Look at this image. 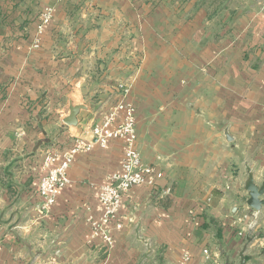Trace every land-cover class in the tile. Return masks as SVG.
Masks as SVG:
<instances>
[{
  "label": "crops",
  "instance_id": "0c3cea01",
  "mask_svg": "<svg viewBox=\"0 0 264 264\" xmlns=\"http://www.w3.org/2000/svg\"><path fill=\"white\" fill-rule=\"evenodd\" d=\"M126 87L140 156L162 176L122 195L105 254L87 217L120 139L76 153L43 214L36 189L44 151L68 148ZM70 104L85 105L75 126ZM249 174L264 179V0H0V264H215L204 249L264 264Z\"/></svg>",
  "mask_w": 264,
  "mask_h": 264
},
{
  "label": "built area",
  "instance_id": "2783aa9c",
  "mask_svg": "<svg viewBox=\"0 0 264 264\" xmlns=\"http://www.w3.org/2000/svg\"><path fill=\"white\" fill-rule=\"evenodd\" d=\"M52 15V8L44 9L37 25L38 32L48 23ZM127 87L122 95L107 113L97 122L85 126L79 135L73 137L71 145L59 151L57 148L46 149L43 155V174L40 177L36 192L41 199L39 211L41 214L48 211L54 204L56 196L61 188L68 182L67 170L76 153L88 151L93 145L105 147L110 139H120L123 143V155L120 169L106 176V181L99 187L98 200L101 205L100 214L88 216L87 222L90 228V242L98 239L103 252L107 254L114 243L113 229H120L122 223L117 221V213L121 206L122 195L133 186H155L156 180L162 173L156 165L142 160L137 147L136 117L134 103L127 99ZM120 115V117H119ZM171 188L166 187L164 194L170 193ZM243 208H249L243 205ZM242 218L248 220L249 228L257 225V213L255 210L245 212ZM206 260L218 262V253L203 250ZM189 255L184 253L178 264H188Z\"/></svg>",
  "mask_w": 264,
  "mask_h": 264
},
{
  "label": "water",
  "instance_id": "95a60500",
  "mask_svg": "<svg viewBox=\"0 0 264 264\" xmlns=\"http://www.w3.org/2000/svg\"><path fill=\"white\" fill-rule=\"evenodd\" d=\"M84 107L85 105L83 104H79V105L70 104L68 116L63 119L64 124L69 126L77 125L78 120L76 116L79 110ZM244 188L248 194V197L246 199L247 206L255 210L259 209L261 204L263 203L262 199H260V196L264 193V179L260 185H257L253 180L252 174H249ZM243 251L239 254L240 257L239 264H245ZM228 264H232V263H228Z\"/></svg>",
  "mask_w": 264,
  "mask_h": 264
},
{
  "label": "rangeland",
  "instance_id": "374dc122",
  "mask_svg": "<svg viewBox=\"0 0 264 264\" xmlns=\"http://www.w3.org/2000/svg\"><path fill=\"white\" fill-rule=\"evenodd\" d=\"M41 14H42V13H41ZM41 14H40V15H41Z\"/></svg>",
  "mask_w": 264,
  "mask_h": 264
}]
</instances>
